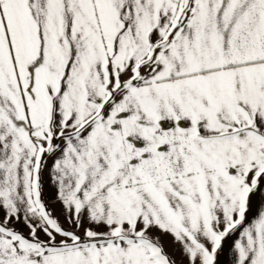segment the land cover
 <instances>
[{
    "label": "snow or ice",
    "instance_id": "snow-or-ice-1",
    "mask_svg": "<svg viewBox=\"0 0 264 264\" xmlns=\"http://www.w3.org/2000/svg\"><path fill=\"white\" fill-rule=\"evenodd\" d=\"M0 264H264V0H0Z\"/></svg>",
    "mask_w": 264,
    "mask_h": 264
}]
</instances>
